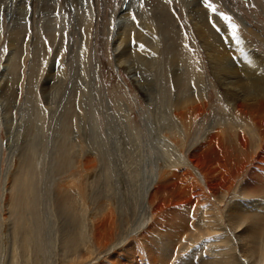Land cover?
I'll return each instance as SVG.
<instances>
[{
	"label": "bare ground",
	"instance_id": "1",
	"mask_svg": "<svg viewBox=\"0 0 264 264\" xmlns=\"http://www.w3.org/2000/svg\"><path fill=\"white\" fill-rule=\"evenodd\" d=\"M33 1L0 5V39L7 22L6 44L14 46L0 80L10 69L15 103L23 96L25 117L41 135L46 125L57 126L52 135L58 141L49 167L31 153L5 170L0 264H138L135 252L141 248L145 264H264V50L248 38L264 48L263 31L219 26L225 35L220 37L196 13L191 32L204 51L205 74L187 33L150 21L139 0H120L109 16L113 58L135 86L146 89L155 109L144 124L150 152L141 175L135 169L140 150L149 149L129 129V105L114 115L127 128L126 151L137 157L105 161V140L116 146L120 141L97 121L113 110L109 102L96 108L100 90L89 84L95 78L86 29L95 0H36L37 10ZM72 25L78 28L75 56L68 40ZM209 87L217 106L209 107ZM73 151L79 158L73 177L47 188L44 173L62 170ZM98 154L105 161L100 190L123 186L130 197L122 204L95 196ZM130 210L131 226L121 224L122 231L112 233L114 222Z\"/></svg>",
	"mask_w": 264,
	"mask_h": 264
},
{
	"label": "rangeland",
	"instance_id": "2",
	"mask_svg": "<svg viewBox=\"0 0 264 264\" xmlns=\"http://www.w3.org/2000/svg\"><path fill=\"white\" fill-rule=\"evenodd\" d=\"M62 1L64 3L67 2V0H61V2ZM95 2L96 12L95 15L92 16L90 26L86 29L89 35L88 49L92 64L91 65L89 63V71L95 78V81L91 80L89 84L94 87H98L100 90L101 96L96 100V102H94L96 103V108L98 109L104 107L106 103L109 102L113 110L112 115L106 111L107 114L105 116L104 114L97 116V121L100 123L105 122V126L103 125L104 128L106 127L108 130H113L118 137L117 141H120L116 146L111 144L108 138L105 140V161L107 164L111 165L114 161H117L118 163L123 160L130 162V157H137L135 154L129 155V152L126 151L128 146H130L129 134L124 121L114 115L119 107L121 109V105H129V129L133 130L137 137H139L141 148L144 150L149 149V151H145L143 153L140 150L141 164L137 163L138 165L135 167V169H138L139 173L142 175L144 168L148 170L146 161L147 157H145V155L150 152L149 140L147 135H145L144 124L150 123V114L155 112L154 104L150 103L148 100L146 89H140L137 85L135 86L131 82L127 72L119 68L113 58L108 32L110 27L108 26L110 21L109 16L112 10L116 9L121 4V1L95 0ZM7 3L8 0H0V5H6ZM33 3L35 10H37V7H39L38 2L35 0ZM138 3L141 11L146 13L150 11V21L157 20L163 27H168L172 31L175 29L177 33H180V31L187 33L186 40L190 45L192 55L195 56L194 58L196 61L201 63L200 65L202 66L203 73L205 74H207L208 69L206 65V58L204 56L205 54L201 44L197 39H195L191 32L194 16L199 15V17L204 21L207 19L214 31L220 37L224 38L225 35L222 34V28L219 26H237L238 30L242 33H244V28H240L241 26H255L264 33V0H207V3H205V0H139ZM66 4L67 3H65V5ZM208 5H211V7ZM16 6H18L17 2L14 3V8ZM49 9L51 10L52 7L47 8L46 10ZM196 13L199 14L197 15ZM218 14H220L223 18H220ZM3 27L4 32L2 34V38L0 39V74L2 73L4 65H7L5 61L9 54V48H11L6 44L8 40L9 24L5 22ZM77 29L78 28L73 25L68 27V40L69 43L72 44L71 47L74 52V56L75 47L77 45L76 42L78 39ZM223 30L225 32V29ZM18 38L19 35L15 36L17 41ZM248 38L250 39V43L255 44V48L257 47L260 51L264 50L262 45H260L253 36L248 35ZM29 47H31V44ZM11 49H14V46ZM71 61L74 63L75 58L72 57ZM28 64L29 58L27 57L24 69L25 73H27ZM73 65L75 68L76 65ZM5 72H7L5 73L6 76L0 80V102L2 101V103H0V189H2L4 185L5 170L7 167L13 163L12 166L17 168L25 161V157L31 155V153H33L38 160L44 159L43 161L49 167V161L54 156V150L58 141L55 139L56 137L54 136L53 138L52 135L54 131H57V126L51 129V127L46 125V127H43L42 129L43 135H41V129L39 126L26 119V113L23 109L24 98L21 96L19 103H15V100L13 99L15 96H13L12 88L15 82L14 77L13 79L10 78V69H6ZM208 90L210 92L209 107L217 106L218 102L216 91L212 87H209ZM10 118L12 120H10ZM20 119L22 122H20ZM87 127V132H89L90 128L89 126ZM199 127L198 123L193 126L192 131L194 134L198 133ZM78 131L79 133L83 132L80 128H78ZM75 150L76 148H74V151ZM74 151L73 153H68L66 155L62 170L50 172L48 169L44 173L43 180L44 185L47 188H49L52 183L56 184L59 180L67 182L73 177L74 170L77 168V166H75L77 165L76 161L79 159ZM95 157L96 159L93 157V159H95L94 163L96 165L95 170L97 173L95 178L98 179L100 183L95 188L96 198H100V201H103L108 197L111 198V200L116 199L120 204H122L124 196H129L125 192L123 186L119 187L117 192L112 190L111 187H106V190L103 191L100 190V186H102L101 184L105 182L103 178L105 172V161L99 154L95 155ZM124 203L127 206H131L129 203ZM111 207L114 209L113 206ZM133 219V211H127L121 220L114 222L117 223L116 225L118 227H116V225L112 226V233L118 232V229L121 232V224L131 226ZM163 225L166 226L165 223H163ZM115 233L113 234L114 236ZM141 249L138 253L135 252L136 255L139 254L137 255L136 260L139 262L138 264H145V257L141 252Z\"/></svg>",
	"mask_w": 264,
	"mask_h": 264
},
{
	"label": "snow or ice",
	"instance_id": "3",
	"mask_svg": "<svg viewBox=\"0 0 264 264\" xmlns=\"http://www.w3.org/2000/svg\"><path fill=\"white\" fill-rule=\"evenodd\" d=\"M205 3H207V0H205ZM209 7H211V5H208ZM141 47H143V46H141Z\"/></svg>",
	"mask_w": 264,
	"mask_h": 264
}]
</instances>
